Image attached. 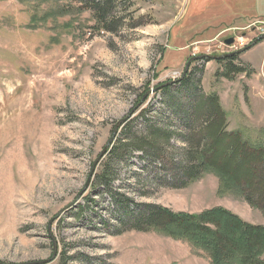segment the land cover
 <instances>
[{"label":"rangeland","instance_id":"rangeland-1","mask_svg":"<svg viewBox=\"0 0 264 264\" xmlns=\"http://www.w3.org/2000/svg\"><path fill=\"white\" fill-rule=\"evenodd\" d=\"M78 3L0 0V262L214 264L188 240L131 228V218L142 204L221 206L264 225V207L215 171L182 179L184 109L176 113L158 88L199 57L188 69L196 94L218 93L228 129L264 144V39L253 45L264 0H116L108 30ZM228 53L244 69L232 78L219 60L201 59ZM148 120L174 134L147 154L134 140ZM105 169L109 187L97 184Z\"/></svg>","mask_w":264,"mask_h":264},{"label":"trees","instance_id":"trees-1","mask_svg":"<svg viewBox=\"0 0 264 264\" xmlns=\"http://www.w3.org/2000/svg\"><path fill=\"white\" fill-rule=\"evenodd\" d=\"M59 1V0H58ZM73 1V0H72ZM79 8L93 11L100 28L108 30L110 18L117 7L116 0H77ZM125 2V1H124ZM202 59L211 60V57ZM238 53L219 59L225 64L228 78L244 71L234 63ZM191 69L177 83H162L167 104L178 113L184 109L187 139L180 159L185 182L199 178L203 173L215 171L227 187L240 192L253 206L264 207V144L252 143L243 138L240 131L228 129L227 113L218 93L196 94ZM179 86L180 94L187 95L184 108L181 96L171 91ZM189 95V96H188ZM189 99V100H188ZM182 104V105H181ZM147 111H142V117ZM148 124L136 134V149L144 153L156 151L154 146L170 143L174 131ZM164 130V131H163ZM164 134V141L158 136ZM122 142V141H121ZM122 145V144H121ZM114 146L112 153L119 151ZM112 177L108 170L97 175V184L109 187ZM131 218V228L143 231L161 230L178 239L188 240L196 247L206 250L214 264H264V225L243 220L225 207L217 206L200 213L175 212L158 204H142Z\"/></svg>","mask_w":264,"mask_h":264},{"label":"water","instance_id":"water-1","mask_svg":"<svg viewBox=\"0 0 264 264\" xmlns=\"http://www.w3.org/2000/svg\"><path fill=\"white\" fill-rule=\"evenodd\" d=\"M264 39V34L263 35H261V36H259L257 39H255L254 41H253V45H255V44H257L259 41H262ZM225 42L228 44V45H231L233 42H234V38L233 37H230V38H228V39H226L225 40ZM250 47H247V49H249ZM246 49V50H247ZM244 50H242V51H238V53H241V52H243ZM235 53H228V54H224V55H202L201 56V59L202 58H204V57H211L212 59H217V60H219V59H222V58H224V57H229V56H232V55H234ZM199 57H193V58H191L189 61H188V63H187V65H186V68H185V72H184V74H186L187 73V71H188V69H189V67H190V64H191V62L193 61V60H196V59H198ZM179 81V79L178 80H171V81H169V82H167L168 84H172V83H177ZM123 123H124V119L123 120H120L118 123H117V125H116V127H115V129H114V131H113V135H112V137H111V139L109 140V142L107 143V145L104 147V149L102 150V152L99 154V156H98V158L96 159V161H95V163H94V166L95 165H97V163L99 162V160L102 158V157H104L105 155H106V153L109 151V149L111 148V146H112V144H113V142H114V139L116 138V135L118 134V131H119V128L123 125ZM0 264H6V263H1L0 262Z\"/></svg>","mask_w":264,"mask_h":264},{"label":"built area","instance_id":"built-area-1","mask_svg":"<svg viewBox=\"0 0 264 264\" xmlns=\"http://www.w3.org/2000/svg\"><path fill=\"white\" fill-rule=\"evenodd\" d=\"M262 30L264 31V28H262ZM233 43H234V42H233ZM233 43H232V44H233ZM234 48H238V47H235V45H234Z\"/></svg>","mask_w":264,"mask_h":264}]
</instances>
